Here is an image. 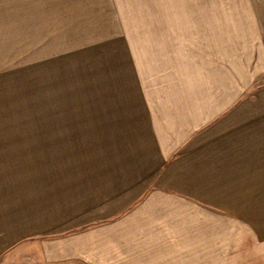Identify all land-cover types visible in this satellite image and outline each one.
Returning <instances> with one entry per match:
<instances>
[{
	"label": "crops",
	"instance_id": "crops-1",
	"mask_svg": "<svg viewBox=\"0 0 264 264\" xmlns=\"http://www.w3.org/2000/svg\"><path fill=\"white\" fill-rule=\"evenodd\" d=\"M257 24L200 33L193 97L172 99L156 131H106L60 200H18L12 217L1 201L0 251L33 236L50 262L264 264V0Z\"/></svg>",
	"mask_w": 264,
	"mask_h": 264
},
{
	"label": "rangeland",
	"instance_id": "rangeland-1",
	"mask_svg": "<svg viewBox=\"0 0 264 264\" xmlns=\"http://www.w3.org/2000/svg\"><path fill=\"white\" fill-rule=\"evenodd\" d=\"M258 20L261 0H0V203L8 216L18 200L33 209L60 200L99 160L106 131H156L172 99L189 101L200 33L261 31ZM241 190L261 207L252 199L261 185ZM0 264L82 263L50 262L32 236L0 251Z\"/></svg>",
	"mask_w": 264,
	"mask_h": 264
}]
</instances>
